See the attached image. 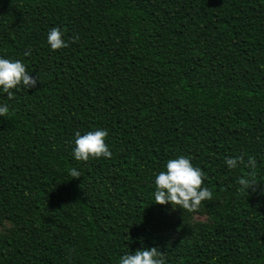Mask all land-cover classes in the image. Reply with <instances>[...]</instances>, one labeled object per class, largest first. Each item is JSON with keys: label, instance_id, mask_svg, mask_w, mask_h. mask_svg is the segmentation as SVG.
I'll use <instances>...</instances> for the list:
<instances>
[{"label": "trees", "instance_id": "trees-1", "mask_svg": "<svg viewBox=\"0 0 264 264\" xmlns=\"http://www.w3.org/2000/svg\"><path fill=\"white\" fill-rule=\"evenodd\" d=\"M53 27L69 47L50 49ZM0 58L40 82L0 91V264L153 247L166 264H264V195L240 194L250 170L225 163L255 157L264 184V0H0ZM97 129L111 158L76 161L75 133ZM181 155L213 193L193 225L154 203Z\"/></svg>", "mask_w": 264, "mask_h": 264}, {"label": "clouds", "instance_id": "clouds-1", "mask_svg": "<svg viewBox=\"0 0 264 264\" xmlns=\"http://www.w3.org/2000/svg\"><path fill=\"white\" fill-rule=\"evenodd\" d=\"M64 33L56 27L50 29L47 34V43L53 51L69 47V42L63 39ZM79 37L74 35L71 43L78 42ZM31 54V49L24 53ZM38 77L33 78L21 60L0 58V91L7 95L8 100L15 98L14 92L36 87ZM40 83V82H39ZM9 114L7 104L0 106V117ZM108 131L97 129L81 135L75 133L74 150L72 156L78 162H89L93 159H110L111 152L106 144ZM225 163L230 170L238 167L248 169L244 176L237 180L239 193L246 195L250 191L254 194L258 190L264 195V184L258 183L255 178L257 161L255 157L239 155L235 158H226ZM71 179H78L81 173L76 168L69 169ZM205 172L200 167L193 166L191 159L183 155L166 162L165 170L155 176L154 203L157 205H170L172 210L180 209L189 214L199 213L206 202L213 199L212 191L204 186ZM119 264H166L165 253L156 248L141 249L134 253L129 251L122 255Z\"/></svg>", "mask_w": 264, "mask_h": 264}, {"label": "rangeland", "instance_id": "rangeland-1", "mask_svg": "<svg viewBox=\"0 0 264 264\" xmlns=\"http://www.w3.org/2000/svg\"><path fill=\"white\" fill-rule=\"evenodd\" d=\"M178 211V210H177ZM179 212V211H178ZM181 213V212H180ZM181 214H187V223L190 225H193L194 223H197L199 221H205L206 220V214H204L201 210L199 213L195 214H189V213H181ZM9 225H6L8 227ZM1 229V228H0ZM177 231V230H176Z\"/></svg>", "mask_w": 264, "mask_h": 264}]
</instances>
